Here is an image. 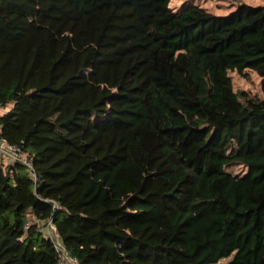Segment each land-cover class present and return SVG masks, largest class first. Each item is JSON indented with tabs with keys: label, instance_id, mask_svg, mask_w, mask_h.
I'll use <instances>...</instances> for the list:
<instances>
[{
	"label": "trees",
	"instance_id": "trees-1",
	"mask_svg": "<svg viewBox=\"0 0 264 264\" xmlns=\"http://www.w3.org/2000/svg\"><path fill=\"white\" fill-rule=\"evenodd\" d=\"M246 69L264 78V5L0 0V135L35 171L0 159V264H58L49 218L79 264H264Z\"/></svg>",
	"mask_w": 264,
	"mask_h": 264
},
{
	"label": "rangeland",
	"instance_id": "rangeland-1",
	"mask_svg": "<svg viewBox=\"0 0 264 264\" xmlns=\"http://www.w3.org/2000/svg\"><path fill=\"white\" fill-rule=\"evenodd\" d=\"M246 3L250 5H264V0H170L173 11H180L190 4L204 7L214 14L224 15L233 10L238 4ZM245 74L236 71L229 72L233 89L235 91H245L250 95L264 97V78L252 70H244ZM234 147H229L228 151L233 152ZM225 171L233 175L241 176L246 173L247 167L238 162H231L225 166ZM230 257L223 258L215 264H225Z\"/></svg>",
	"mask_w": 264,
	"mask_h": 264
},
{
	"label": "built area",
	"instance_id": "built-area-1",
	"mask_svg": "<svg viewBox=\"0 0 264 264\" xmlns=\"http://www.w3.org/2000/svg\"><path fill=\"white\" fill-rule=\"evenodd\" d=\"M0 159L4 160L5 162H19L23 164L31 177L33 179L35 178L32 157L28 153L23 152L19 147L9 144L1 135ZM30 223L31 222H27L25 227H28ZM37 229L43 231L45 236L52 241L55 251L58 255V264H79V261L62 245L60 239L57 236L54 224L50 218L44 221L42 224H37Z\"/></svg>",
	"mask_w": 264,
	"mask_h": 264
},
{
	"label": "crops",
	"instance_id": "crops-1",
	"mask_svg": "<svg viewBox=\"0 0 264 264\" xmlns=\"http://www.w3.org/2000/svg\"><path fill=\"white\" fill-rule=\"evenodd\" d=\"M0 112H2V110H0Z\"/></svg>",
	"mask_w": 264,
	"mask_h": 264
}]
</instances>
